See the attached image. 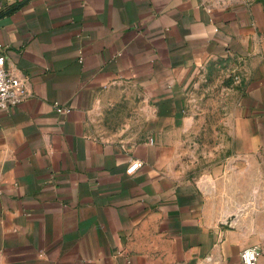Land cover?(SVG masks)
Instances as JSON below:
<instances>
[{
  "label": "crops",
  "instance_id": "0c3cea01",
  "mask_svg": "<svg viewBox=\"0 0 264 264\" xmlns=\"http://www.w3.org/2000/svg\"><path fill=\"white\" fill-rule=\"evenodd\" d=\"M0 2L6 65L29 91L0 110V264H245L251 245L264 264V0ZM217 59L241 71L243 153L214 185L182 152L190 93ZM130 88L158 125L97 134Z\"/></svg>",
  "mask_w": 264,
  "mask_h": 264
},
{
  "label": "rangeland",
  "instance_id": "374dc122",
  "mask_svg": "<svg viewBox=\"0 0 264 264\" xmlns=\"http://www.w3.org/2000/svg\"><path fill=\"white\" fill-rule=\"evenodd\" d=\"M240 85L239 68L230 60L217 59L205 66L189 96L183 162L187 172L202 181L211 176L214 185H219L222 176L234 174L242 158L243 139L235 117ZM140 96L130 88L126 98L100 113L94 131L104 137L131 141L148 137L158 124L151 110L147 114L141 111ZM245 190L251 191L252 184L246 183Z\"/></svg>",
  "mask_w": 264,
  "mask_h": 264
},
{
  "label": "built area",
  "instance_id": "2783aa9c",
  "mask_svg": "<svg viewBox=\"0 0 264 264\" xmlns=\"http://www.w3.org/2000/svg\"><path fill=\"white\" fill-rule=\"evenodd\" d=\"M2 8L3 4L0 2V9ZM3 50L4 45L0 43V110H9L21 103L29 95L28 77L17 74L6 65V54ZM55 104L59 111H69V108L60 106L58 102H55ZM140 163L139 160H134L128 171L132 172ZM262 252L261 246L251 245L243 248L240 256L245 264H258Z\"/></svg>",
  "mask_w": 264,
  "mask_h": 264
}]
</instances>
